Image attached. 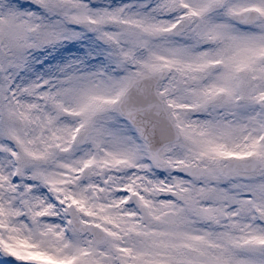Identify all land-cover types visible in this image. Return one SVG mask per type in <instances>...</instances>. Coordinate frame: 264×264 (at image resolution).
I'll return each mask as SVG.
<instances>
[{
	"label": "snow or ice",
	"instance_id": "snow-or-ice-1",
	"mask_svg": "<svg viewBox=\"0 0 264 264\" xmlns=\"http://www.w3.org/2000/svg\"><path fill=\"white\" fill-rule=\"evenodd\" d=\"M0 264H264V0H0Z\"/></svg>",
	"mask_w": 264,
	"mask_h": 264
}]
</instances>
